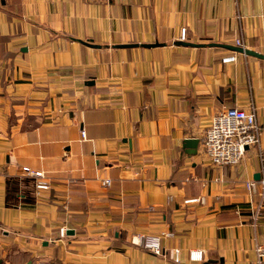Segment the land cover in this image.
I'll return each mask as SVG.
<instances>
[{"label":"crops","instance_id":"crops-1","mask_svg":"<svg viewBox=\"0 0 264 264\" xmlns=\"http://www.w3.org/2000/svg\"><path fill=\"white\" fill-rule=\"evenodd\" d=\"M236 38L264 53V0H0V264H258L264 57ZM250 98L260 146L212 164L214 115Z\"/></svg>","mask_w":264,"mask_h":264},{"label":"built area","instance_id":"built-area-1","mask_svg":"<svg viewBox=\"0 0 264 264\" xmlns=\"http://www.w3.org/2000/svg\"><path fill=\"white\" fill-rule=\"evenodd\" d=\"M182 40L187 38V28L182 27ZM236 44L244 46L241 38H236ZM245 47V46H244ZM236 55H227L223 57L224 61L235 60ZM262 126L258 118V108L255 101L250 98L247 106L227 105L217 112L211 125L202 137L204 151L212 164L217 166L237 165L246 155L251 146H260ZM86 132L83 129L82 135ZM248 146V147H247ZM258 153L262 161V171L259 179H249L246 181V187L250 194L260 193L264 200V149L258 148ZM24 170L36 178L44 177L42 169L24 166ZM110 178H105L104 183L109 184ZM37 188H48L50 185L47 181L38 179ZM203 197H194L186 201H201ZM60 236L68 235V226L60 227ZM171 234V233H169ZM143 244L156 254H164V247L160 234H145ZM256 253L258 264H264V242L256 244ZM190 256L192 259H202V249H192ZM174 259L180 261V248H174ZM38 264H49L46 261H39Z\"/></svg>","mask_w":264,"mask_h":264},{"label":"water","instance_id":"water-1","mask_svg":"<svg viewBox=\"0 0 264 264\" xmlns=\"http://www.w3.org/2000/svg\"><path fill=\"white\" fill-rule=\"evenodd\" d=\"M187 44H191V45H200L201 43H194V42H184ZM159 44V42H154V43H146L145 45L148 46H153V45H157ZM212 44H217V43H212ZM119 46H127V45H136V44H131V43H122V44H117ZM221 45L229 47L231 49L240 51V52H244L246 54H253L259 57H264V53H261L257 50L251 49V48H247L241 45H234V44H228V43H222ZM200 143V138L199 137H187L184 139V147L186 148V151L188 153H196L198 151V145ZM248 147V146H247ZM258 178H260L261 174H257ZM74 230L73 229H69L68 233H73ZM29 264H32V262L30 261Z\"/></svg>","mask_w":264,"mask_h":264},{"label":"trees","instance_id":"trees-1","mask_svg":"<svg viewBox=\"0 0 264 264\" xmlns=\"http://www.w3.org/2000/svg\"><path fill=\"white\" fill-rule=\"evenodd\" d=\"M16 186H13V188H15ZM8 195H9V192H8ZM30 198V197H29ZM31 198L32 199H30V200H28V201H31V202H33V200H34V197L33 196H31ZM8 200H9V196H8Z\"/></svg>","mask_w":264,"mask_h":264}]
</instances>
